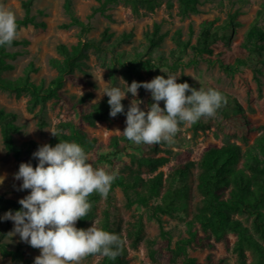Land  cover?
Returning a JSON list of instances; mask_svg holds the SVG:
<instances>
[{
  "label": "trees",
  "instance_id": "16d2710c",
  "mask_svg": "<svg viewBox=\"0 0 264 264\" xmlns=\"http://www.w3.org/2000/svg\"><path fill=\"white\" fill-rule=\"evenodd\" d=\"M88 17L96 12L105 13L110 4L122 2L128 6L132 13L140 11L151 12L161 3L171 9L176 6V14L180 18H187L199 11L200 0H95ZM33 0H22L23 15L17 18L18 28L22 25L32 24L45 26L44 21H36L35 15L31 13ZM64 12L68 14L69 21L65 25H75L79 28V38L76 42L66 44L60 42L56 45V56L49 59V64L55 69V75L47 84L35 83L29 77L28 70L16 78L4 76L2 73L13 68L8 60L16 55V51H9L8 46L0 47V89H3L16 96L28 95V104H43L48 100H68L63 88L67 77L76 70L86 72L89 66L87 60L91 55L100 61L105 69V77L108 80V87L117 86L122 88L123 84L119 78H123L127 84H131L135 78L140 77L139 70L133 64L143 65L147 70L158 67H166L175 71L184 65L195 64L199 59L210 63H216L225 73H235L241 66L251 68L255 78L264 77V0L254 12L252 20L244 31L243 38L238 44L243 56L236 57L233 62H224L221 58L211 59L213 46L219 40H228L235 28L240 25L237 19L238 10L227 12V16L216 23L215 19H203L199 23L197 32L192 41L193 30L191 29L187 38H182L180 29H176L170 38L174 46L168 54L157 52L151 55L166 35L161 31V23L153 22L151 29L144 31L146 41L145 50L142 53L134 52L128 54L124 50H116L115 45L127 41L130 32H122L113 40H110L111 33L107 29L101 31L99 37H87L85 34L90 30L89 21H85L73 13V0H63ZM21 41L16 39L12 45ZM11 45V46H12ZM189 54L184 61L183 53ZM106 54L109 60L105 61ZM255 57L249 61L247 56ZM192 87L194 85L186 79ZM220 91V90H219ZM222 92V91H221ZM223 95L224 92H222ZM107 95L93 101V93L85 91L72 103V108L78 118L64 119L57 122L55 131L49 139V144L55 146L59 141L76 142L84 147L86 153L101 146L97 137L90 136L79 124L94 127L98 121H105L110 118V106L107 103ZM124 112L126 113V104ZM236 111L241 107L236 103ZM16 113L0 107V139L4 149L11 153L15 159L24 163H31L33 167L37 159L33 153L39 145L33 140H26L17 144L13 135L19 132V125L16 121ZM199 122L192 124L194 130ZM124 130V129H123ZM122 130V132H123ZM258 133L251 143H240L224 139L221 145L208 146L202 150L197 160L188 159L185 162L173 163L164 172L160 167L169 161L168 154L171 148L160 147L169 145L161 143L151 145L155 155H137L129 152V164L126 171H118V176L112 183L111 189L106 198L98 193L89 197L92 204L91 211L84 218L76 223V227L86 229L88 223L94 220L99 213L97 226L106 231L114 232L121 238V254L115 260L99 256L96 264H128L127 245L122 233L121 219L116 214L114 203V191L118 189L123 198L126 208L132 205H139L150 212L156 220L159 228L158 237L146 238L144 241L148 247V254L153 258L155 244L164 242L166 253L172 264H205L196 261L186 250L189 245L201 244L208 248L213 242H228V234L234 235L232 251L236 254L240 264H264V126L257 127ZM113 134L109 138L108 145L112 153L124 149L128 142L123 134ZM160 151L165 154H158ZM100 159L107 162L111 160L107 154H100ZM147 173L143 175V173ZM192 177L195 180V191L199 200L191 212L189 219L185 220L186 236L175 240L171 246V239L163 227L162 216H174L182 211L188 214V205L191 197ZM24 198V197H23ZM22 199V198H20ZM104 201L99 207V202ZM19 199L7 197L0 193V214L1 212H15L20 210ZM251 216L250 226L246 225L240 216ZM1 217V216H0ZM9 229V222L0 219V254L9 256L18 264H31L21 244L17 243L9 248L3 241ZM126 237L131 247H136L140 240L144 239V222L139 214L128 223ZM250 253V260L247 262V254ZM210 255L206 256V260Z\"/></svg>",
  "mask_w": 264,
  "mask_h": 264
},
{
  "label": "rangeland",
  "instance_id": "374dc122",
  "mask_svg": "<svg viewBox=\"0 0 264 264\" xmlns=\"http://www.w3.org/2000/svg\"><path fill=\"white\" fill-rule=\"evenodd\" d=\"M22 0H0V4L12 10L16 18L23 15L21 6ZM263 0H200L199 11L187 18H180L176 14L177 9L174 5L171 9L165 7L164 3L158 5L151 12L140 11L138 14L131 12L130 8L122 2L113 3L108 6L105 13L96 12L88 17L95 0H73V13L83 20L89 21L90 30L85 34L87 37H99L102 30L107 29L111 33L110 40L122 32H130L127 41L115 45L116 50H124L125 56L134 54V52H144L146 41L144 39V31L150 30L153 22L161 23V31H166L161 44L154 49L151 55L157 52L168 54L174 46L170 36L176 29H180L182 38H187L190 30H193L192 41L198 30L199 23L203 19H215L216 23H220L226 16L227 12L238 10L237 19L240 25L237 26L230 38L226 41L219 40L213 46V54L211 59L215 57L221 58L224 62L231 63L236 57L243 56L239 51L238 44L243 38L249 22L254 16V12ZM63 0H33L31 5V13L35 15L36 21H44L45 26H35L32 24L22 25L18 28V40L21 42L8 46L9 51H16L13 58L8 59L13 68L4 71L2 74L10 78H16L28 70L29 77L35 83L47 84L55 75V69L49 64V59L56 56L55 47L58 43L63 42L71 44L79 38V28L75 25H65L69 21V16L64 12L62 6ZM182 58L186 61L189 54L183 53ZM249 61L255 59L254 56H247ZM109 60V54H106L105 61ZM88 67L86 72L76 70L71 76L67 77L63 91L67 95L68 100H48L43 104H28V95L20 94L16 96L3 89H0V107L16 113V121L19 125V132L13 135L17 144L26 140H33L39 146L47 143L58 121L66 119H74L78 122L72 103L81 95L80 91H91L93 93V101L99 100L105 96L102 94L106 88H109L108 80L105 77V69L100 61L96 60L93 55L87 60ZM140 72V77L135 78L136 82H149L157 75L167 78V75H177V83L186 82L188 79L195 89L209 87L224 92L227 98L226 105L218 109L215 117L201 118L199 125L194 130L192 125H181V131L175 137V143L171 145H161L160 147L171 148L168 154L169 161L160 169L167 172L168 167L173 163L185 162L188 159L197 160L203 149L212 145H221L224 139L235 141L245 146V143H251L258 133L257 127L264 126V77L255 78L251 68L241 66L235 73L229 74L221 70L216 63H210L207 60L199 59L195 64L184 65L175 71H170L166 67H158L147 70L143 65L133 64ZM102 73V81L100 79V71ZM130 85V84H129ZM124 86L121 88L123 89ZM139 99L142 101L140 108L144 111L148 110V106L153 103L150 91L144 88L138 89L137 97H133L131 93H126L123 100L126 106V112L130 101ZM236 103L241 107L236 111ZM161 108L164 107L163 101L159 103ZM84 130L90 135L95 136L101 146L90 150L89 162L93 167H99L104 164L110 166L111 170L126 171V165L129 164L127 153L132 152L137 155H155L151 145H135L131 141L124 144V149L112 153V148L108 145L109 138L113 134H119L126 127V113L110 117L105 121H98L94 127L79 123ZM50 145V144H49ZM51 146V145H50ZM37 151V150H36ZM100 154H107L111 160L107 162L99 158ZM158 154H165L160 151ZM38 163V160H36ZM22 160H17L14 156L7 152L0 139V175L6 178L0 185V193L11 198L20 199L29 194L30 190H20L22 180L14 179V174L18 172V168ZM24 163V162H23ZM147 173H143L146 175ZM195 180L192 177L191 197L188 205V214L182 211L177 212L174 216H162L163 227L170 237L171 246L175 240L186 236L185 220L189 219L191 212L199 200V195L195 191ZM114 203L116 206V214L121 219L122 233L127 245L128 264H172L166 253L164 242L155 244L154 257L148 254V247L144 241L146 238L158 237V224L150 215V212L139 205H132L126 208L123 204L122 194L118 189L114 191ZM104 201L99 202V207L103 206ZM7 212V211H5ZM5 212H1L3 217ZM142 216L144 222V239L140 240L136 247L129 245L126 237V227L128 223L138 215ZM99 216V213H98ZM98 216L90 221L86 227H90L92 223L98 221ZM244 223L250 226L251 216H240ZM9 229L4 236L3 241L9 248H13L17 243L21 244L25 255L31 259L34 264V258L38 256L39 250L32 248L28 243L20 240L18 234L8 235L14 224L11 220ZM234 235L228 234V242H213V246L208 248L201 244L189 245L186 250L190 256L196 261L205 264H240L236 254L232 251V242ZM264 245V239H261ZM210 255V259L206 260V256ZM247 254V262L250 260L249 251ZM99 256H89L82 261V264H96ZM0 264H18L9 256L0 254ZM178 264V263H177Z\"/></svg>",
  "mask_w": 264,
  "mask_h": 264
},
{
  "label": "clouds",
  "instance_id": "9594fccd",
  "mask_svg": "<svg viewBox=\"0 0 264 264\" xmlns=\"http://www.w3.org/2000/svg\"><path fill=\"white\" fill-rule=\"evenodd\" d=\"M18 35L15 13L0 4V47H10ZM178 78L157 75L149 82L133 81L130 85L119 78L123 89L113 86L103 91L109 98V115L113 118L124 112L121 101L126 93L137 97L141 87L151 93L153 103L147 111L140 108L141 100L130 101L122 132L127 140L137 146L174 144L182 124L215 117L218 109L226 105L227 98L218 89L197 90L187 82L177 83ZM161 101L163 108L159 106ZM32 155L38 160L36 166L22 162L14 174V179L22 180L20 190H30L29 194L19 199L20 210H9L0 217L14 224L8 235L18 234L21 241L39 250L34 264H82L89 256L115 260L122 251L118 234L96 223L87 229L76 227V223L91 211L89 197L93 193L107 197L118 171L107 164L93 167L84 147L76 142L59 141L55 146L45 143ZM5 178L0 175V185Z\"/></svg>",
  "mask_w": 264,
  "mask_h": 264
}]
</instances>
